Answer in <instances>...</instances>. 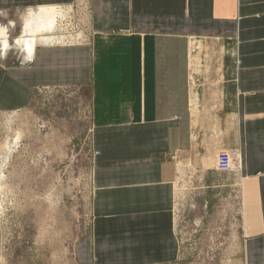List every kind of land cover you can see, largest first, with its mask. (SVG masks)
<instances>
[{
  "label": "crops",
  "instance_id": "obj_1",
  "mask_svg": "<svg viewBox=\"0 0 264 264\" xmlns=\"http://www.w3.org/2000/svg\"><path fill=\"white\" fill-rule=\"evenodd\" d=\"M73 1L0 0L10 45L29 10H59L17 60L0 45V112L25 109L40 87L88 89L93 220L77 263L174 264L182 160L223 166L216 152L235 148V264H264V0H88V36L56 31Z\"/></svg>",
  "mask_w": 264,
  "mask_h": 264
},
{
  "label": "rangeland",
  "instance_id": "obj_2",
  "mask_svg": "<svg viewBox=\"0 0 264 264\" xmlns=\"http://www.w3.org/2000/svg\"><path fill=\"white\" fill-rule=\"evenodd\" d=\"M65 10L56 31L83 30L88 36V0H74ZM21 51L12 44L6 53L17 60ZM90 130L86 87H40L25 109L0 112V146L22 132L2 167L0 264H78L75 245L93 220ZM221 151L228 155L223 166L221 157H210V162L205 155L201 158L204 168L213 169L199 166L197 155L181 162L175 183L180 253L174 264L239 260L243 231L238 159L235 148L216 153Z\"/></svg>",
  "mask_w": 264,
  "mask_h": 264
},
{
  "label": "bare ground",
  "instance_id": "obj_3",
  "mask_svg": "<svg viewBox=\"0 0 264 264\" xmlns=\"http://www.w3.org/2000/svg\"><path fill=\"white\" fill-rule=\"evenodd\" d=\"M38 10H39V14L36 17L34 16L33 11L29 10L27 15L23 18V28L21 31L22 34L21 35L19 34V36L16 37L13 43L15 48H18L20 50L26 48L27 52H29L34 46L35 32L52 29V25H53L52 22L56 19L57 16L56 14L57 11L59 10H57L55 6L40 7ZM32 23H34L35 26H33ZM0 45L3 49H6L7 47H11L12 45V44L10 45L8 41L7 27L2 24H0ZM19 131H17V133L15 132V135L12 137V141H5V142L3 141V144L0 146V154L2 153L5 154L3 156L4 158L0 163V189H2L4 186V178H5L2 167L4 168L5 161L9 157V156L7 157V155H9L13 151V148L16 146L18 139H20L21 137L20 134L22 132L19 133Z\"/></svg>",
  "mask_w": 264,
  "mask_h": 264
},
{
  "label": "built area",
  "instance_id": "obj_4",
  "mask_svg": "<svg viewBox=\"0 0 264 264\" xmlns=\"http://www.w3.org/2000/svg\"><path fill=\"white\" fill-rule=\"evenodd\" d=\"M14 41H15V40H14ZM84 41H85V39H84ZM66 43H69V42L67 41Z\"/></svg>",
  "mask_w": 264,
  "mask_h": 264
}]
</instances>
